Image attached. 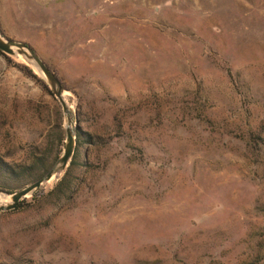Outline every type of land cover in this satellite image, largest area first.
<instances>
[{
	"label": "rangeland",
	"instance_id": "obj_1",
	"mask_svg": "<svg viewBox=\"0 0 264 264\" xmlns=\"http://www.w3.org/2000/svg\"><path fill=\"white\" fill-rule=\"evenodd\" d=\"M0 32L77 125L69 168L0 212V264H264V0H0ZM4 55L12 193L61 154L64 119Z\"/></svg>",
	"mask_w": 264,
	"mask_h": 264
},
{
	"label": "water",
	"instance_id": "obj_2",
	"mask_svg": "<svg viewBox=\"0 0 264 264\" xmlns=\"http://www.w3.org/2000/svg\"><path fill=\"white\" fill-rule=\"evenodd\" d=\"M0 52L7 56L21 58L44 81L55 99L58 101L63 114L65 144L59 157L40 177L12 193H2L9 196V201L0 204V212L14 209L19 201L32 195L51 179L57 178L69 165L76 145V114L64 97V88L57 76L49 69L44 61L28 44L8 39L0 32Z\"/></svg>",
	"mask_w": 264,
	"mask_h": 264
},
{
	"label": "trees",
	"instance_id": "obj_3",
	"mask_svg": "<svg viewBox=\"0 0 264 264\" xmlns=\"http://www.w3.org/2000/svg\"><path fill=\"white\" fill-rule=\"evenodd\" d=\"M4 56H5V55H4ZM7 58H8V57H7ZM22 67L24 68V70H26V71L28 72V74H30L32 77H35V78H36V76L32 73V71H31L28 67H26V66H24V65H22ZM54 74H55V73H54ZM55 75H56V74H55ZM38 80H39V79H38ZM39 82L41 83L42 87L45 88V89L48 91V93L51 95V92L48 90L47 86H46L41 80H39ZM62 139H63V135L60 133L59 141H61ZM58 153H59V152H58ZM58 153H56V155H54V157L52 158L51 163H52L53 161H55V160L59 157V154H58ZM73 158H74V155L72 156L69 165L72 164V162H73ZM51 163H50V164H51ZM67 168H69V167H67ZM46 169H47V168H46ZM46 169L44 170V172L46 171ZM67 170H68V169H67ZM44 172H43V173H44ZM66 172H67V171H66ZM66 172H65V174H66ZM43 173H42V174H43ZM42 174L36 176V178L40 177ZM22 201H23V200L19 201V203H18L17 206H19L20 203H21Z\"/></svg>",
	"mask_w": 264,
	"mask_h": 264
},
{
	"label": "bare ground",
	"instance_id": "obj_4",
	"mask_svg": "<svg viewBox=\"0 0 264 264\" xmlns=\"http://www.w3.org/2000/svg\"><path fill=\"white\" fill-rule=\"evenodd\" d=\"M63 95H64V94H63ZM0 194L3 195V199H2V202H0V204H1V203H6V202L9 201V196H8V195L2 194V193H0Z\"/></svg>",
	"mask_w": 264,
	"mask_h": 264
}]
</instances>
